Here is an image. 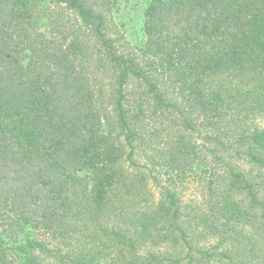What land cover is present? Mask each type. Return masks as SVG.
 <instances>
[{
    "label": "trees",
    "instance_id": "trees-1",
    "mask_svg": "<svg viewBox=\"0 0 264 264\" xmlns=\"http://www.w3.org/2000/svg\"><path fill=\"white\" fill-rule=\"evenodd\" d=\"M0 264H264V0H0Z\"/></svg>",
    "mask_w": 264,
    "mask_h": 264
},
{
    "label": "rangeland",
    "instance_id": "rangeland-1",
    "mask_svg": "<svg viewBox=\"0 0 264 264\" xmlns=\"http://www.w3.org/2000/svg\"><path fill=\"white\" fill-rule=\"evenodd\" d=\"M125 13L119 14L116 16L115 21L113 22V29L111 30L112 36L119 39V45L121 51H132L134 50L138 43H140V40L142 39V34L139 31L140 26V20L138 18L130 19L129 21ZM128 21L127 26L121 27V24ZM123 36V38L121 37ZM189 189L186 191L185 199H189L190 197H193L195 195H198L197 189L195 186H188Z\"/></svg>",
    "mask_w": 264,
    "mask_h": 264
}]
</instances>
